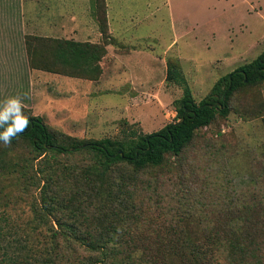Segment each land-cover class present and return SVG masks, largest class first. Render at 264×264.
<instances>
[{
	"label": "rangeland",
	"instance_id": "374dc122",
	"mask_svg": "<svg viewBox=\"0 0 264 264\" xmlns=\"http://www.w3.org/2000/svg\"><path fill=\"white\" fill-rule=\"evenodd\" d=\"M94 1L0 0V101L20 96L32 115L79 139L115 137L126 125L151 133L177 119L173 101L182 90L165 79L170 65L199 102L218 78L264 52V0H102L103 7ZM25 35L108 42L99 78L30 69ZM229 106L178 156H167L158 171L165 209L179 200L208 208L228 194L237 201L234 190L254 185L264 165V81L234 92ZM30 156L21 142L0 146V157L14 167L0 175V264H37V251H48L41 244L48 224L35 222L41 217L35 193L21 180ZM259 186L264 190V178ZM5 244L20 257L8 256ZM84 254L60 251L57 264H79Z\"/></svg>",
	"mask_w": 264,
	"mask_h": 264
},
{
	"label": "trees",
	"instance_id": "16d2710c",
	"mask_svg": "<svg viewBox=\"0 0 264 264\" xmlns=\"http://www.w3.org/2000/svg\"><path fill=\"white\" fill-rule=\"evenodd\" d=\"M94 6L104 3L95 0ZM107 43L24 36L30 69L90 81L102 72ZM165 79L182 90L173 101L177 119L151 133L126 125L115 137L79 139L23 107L29 127L8 146L29 148L21 180L35 193L33 207L41 216L35 222L48 224L41 237L48 251H37V264H57L64 250H82L79 264H264V165L252 188L233 191L237 201L228 194L208 208L200 200H179L165 209L158 180L168 155L178 156L197 129L228 115L234 92L264 81V52L218 78L199 102L177 68L170 65ZM11 172L14 167L0 157V175ZM9 248L3 245L8 256L20 257Z\"/></svg>",
	"mask_w": 264,
	"mask_h": 264
},
{
	"label": "clouds",
	"instance_id": "9594fccd",
	"mask_svg": "<svg viewBox=\"0 0 264 264\" xmlns=\"http://www.w3.org/2000/svg\"><path fill=\"white\" fill-rule=\"evenodd\" d=\"M29 118L23 112V99L9 96L0 101V143L8 146L12 139L29 127Z\"/></svg>",
	"mask_w": 264,
	"mask_h": 264
},
{
	"label": "crops",
	"instance_id": "0c3cea01",
	"mask_svg": "<svg viewBox=\"0 0 264 264\" xmlns=\"http://www.w3.org/2000/svg\"><path fill=\"white\" fill-rule=\"evenodd\" d=\"M252 1H254V0H252ZM249 4H250V2H249ZM82 41H87V39H83ZM82 41H80V42H82ZM88 41H90V40H88ZM63 77H65V76H63ZM68 78H71V77H68Z\"/></svg>",
	"mask_w": 264,
	"mask_h": 264
},
{
	"label": "water",
	"instance_id": "95a60500",
	"mask_svg": "<svg viewBox=\"0 0 264 264\" xmlns=\"http://www.w3.org/2000/svg\"><path fill=\"white\" fill-rule=\"evenodd\" d=\"M211 106H212V105H211ZM218 106H220V107H221L222 105H221L220 103H218ZM182 119H183V118H181V119H180V121H181Z\"/></svg>",
	"mask_w": 264,
	"mask_h": 264
}]
</instances>
